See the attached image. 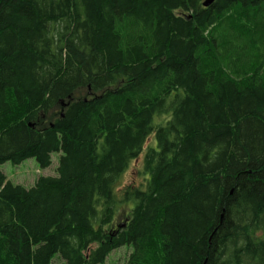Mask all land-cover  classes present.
I'll list each match as a JSON object with an SVG mask.
<instances>
[{
	"label": "trees",
	"instance_id": "16d2710c",
	"mask_svg": "<svg viewBox=\"0 0 264 264\" xmlns=\"http://www.w3.org/2000/svg\"><path fill=\"white\" fill-rule=\"evenodd\" d=\"M204 1L0 0V165L60 154L0 264H264V0Z\"/></svg>",
	"mask_w": 264,
	"mask_h": 264
},
{
	"label": "rangeland",
	"instance_id": "374dc122",
	"mask_svg": "<svg viewBox=\"0 0 264 264\" xmlns=\"http://www.w3.org/2000/svg\"><path fill=\"white\" fill-rule=\"evenodd\" d=\"M149 144V140L146 145ZM60 154L51 155V165L47 169H40L33 158L27 159L19 165H13L11 163H5L0 165V173H2L6 180L15 186H20L25 189H29L34 186L35 182L40 177H55L56 168L58 166V159ZM142 155L137 160L132 162L125 173L120 177L117 183V194L121 196V192L124 188L130 186H141L144 183L143 167H142ZM122 214V215H120ZM117 216L115 223H123L125 214L120 212ZM116 224V225H117ZM95 246L92 247L94 249ZM131 253V249L128 247H122L112 251L103 264H128V255ZM51 264H63L59 258H55Z\"/></svg>",
	"mask_w": 264,
	"mask_h": 264
},
{
	"label": "water",
	"instance_id": "95a60500",
	"mask_svg": "<svg viewBox=\"0 0 264 264\" xmlns=\"http://www.w3.org/2000/svg\"><path fill=\"white\" fill-rule=\"evenodd\" d=\"M213 2H214V0H205L203 2L202 6L206 8V7H208Z\"/></svg>",
	"mask_w": 264,
	"mask_h": 264
},
{
	"label": "bare ground",
	"instance_id": "6f19581e",
	"mask_svg": "<svg viewBox=\"0 0 264 264\" xmlns=\"http://www.w3.org/2000/svg\"><path fill=\"white\" fill-rule=\"evenodd\" d=\"M181 1V0H180ZM185 2V1H184ZM169 19V18H168ZM239 19V18H238ZM190 37V36H189ZM216 43V42H215ZM216 61V60H215ZM164 86V85H163ZM172 87V86H171ZM105 133V132H104ZM104 137V136H103ZM102 149V148H101ZM127 153V152H126ZM120 173V172H119ZM144 195V194H143Z\"/></svg>",
	"mask_w": 264,
	"mask_h": 264
}]
</instances>
